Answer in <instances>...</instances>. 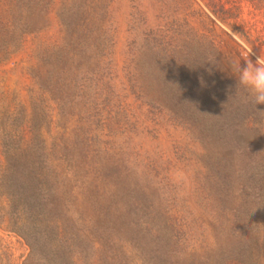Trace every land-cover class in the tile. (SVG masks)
<instances>
[{
  "label": "rangeland",
  "instance_id": "obj_1",
  "mask_svg": "<svg viewBox=\"0 0 264 264\" xmlns=\"http://www.w3.org/2000/svg\"><path fill=\"white\" fill-rule=\"evenodd\" d=\"M99 1L102 7L94 0H53L50 5L0 0V176L11 172L6 166L30 161L32 174L44 177L54 192L52 218L62 229L60 235L48 233L38 222L32 233L26 221L17 222L38 240L33 254L92 258L95 246L96 254L129 264L251 263L243 261L248 250L232 229L229 209L216 203L218 194L225 195L227 180L215 171L227 170L222 151L232 152L235 144L230 136L214 144L212 137L200 135L180 107L182 91L175 90L180 100L172 104L158 88L163 74H176L160 73L164 64L156 65L157 58L149 54L158 49L154 38L160 33L174 48V62L198 52L211 60V40L233 62H254L264 57V0H221L224 8H238L235 26L230 19L215 18L206 0ZM85 4L94 20L88 36L99 46L96 73L104 75L97 80L94 64L84 62L70 72L64 52L51 48L56 38L59 46L66 45L62 30L68 36L69 29H81L77 18ZM24 13L32 14L38 26L46 15L47 26L23 39L18 28ZM161 36L156 40L164 45ZM101 42L109 50L101 49ZM245 93L239 90L242 99ZM165 103L175 105L180 119L170 116ZM257 108L256 135L239 121L229 124L227 135L245 147L255 136L264 209V104ZM218 115L202 123L203 131L225 126L223 114ZM0 208L6 217H18L8 215L3 197ZM8 228L0 219V264H26L31 249ZM262 238L257 255L264 257ZM30 262L45 264L37 257Z\"/></svg>",
  "mask_w": 264,
  "mask_h": 264
},
{
  "label": "trees",
  "instance_id": "obj_2",
  "mask_svg": "<svg viewBox=\"0 0 264 264\" xmlns=\"http://www.w3.org/2000/svg\"><path fill=\"white\" fill-rule=\"evenodd\" d=\"M41 1L43 4L48 5L53 3V0ZM206 1V7L211 10L210 13L215 18L223 23H225L226 19H230L233 26L238 23L240 15L238 8H234V6L228 9L224 8L221 0ZM94 2L96 6L102 7L99 0H94ZM84 7L86 15L82 13ZM49 8L47 6V9ZM88 12L86 4L85 6L81 5L77 18V20H80L81 29L74 32L69 29L68 36L67 32L62 30V34L66 36V45L63 47L59 46L58 39L56 38L53 39L51 48L64 52L66 62L71 68L70 72L73 67L79 66L81 63L94 64L93 80H97L104 75L96 73V69L98 68L97 62H99L96 51L99 46L95 42L92 43L88 36L93 32L90 28L94 25L93 17L88 16ZM45 14H48V11ZM218 14L223 18L219 17ZM31 16L32 14L24 13L23 22H21V27L18 28L23 39L27 35L40 33L47 26L46 15L43 16L44 22H41L40 26H38V22L32 23ZM59 24L62 28L65 27L64 22L61 20ZM240 29L241 26L238 30L236 28L237 32L241 35ZM213 32L214 30H211L212 35ZM160 36L159 33L155 38L153 37L154 41H157L159 45L158 49L150 51L153 57L150 54L149 56L151 60L157 58L156 65L164 64V66L159 67L160 73L161 71H171L176 75L171 77L170 75L161 74L164 78V84L161 83V86H158V88L167 94L165 98L170 103L174 99L180 100L178 97L180 94L177 95L175 90L182 91L181 95L184 98L181 100V103L184 105L180 107H183V111L188 113L190 120L196 126L195 129L197 131L202 130L200 135L204 134L205 136L212 137L210 140L214 144L230 136L235 144V152L234 149L232 152H228V150L222 151L225 157L220 159L224 161V166H228L227 170L223 172L218 167V170L215 171V175L218 178H221L224 173L223 177L227 180L225 195L218 194L219 198L216 200V203L219 201L226 204L224 207L229 209L227 215L233 222L232 229L237 230L239 235L243 236L241 239L246 246V251L248 250V256L242 254L244 256L243 261L247 259L251 262L249 264H264V257L257 255L259 251L262 252L261 239H263L262 236L264 235V209H261L263 192L260 185L262 181L260 179V149L257 146L258 143L255 141V136L252 145L247 144L245 147L244 145H238L235 135H227L230 134L229 124L238 121L242 123L240 124L241 128L252 130V134L256 135V127L259 126L255 119L258 116V104L252 103L247 93H245L244 99L239 95V90H242V88L238 86L236 76L232 72L233 60L218 49L217 42L211 40L214 43H210V51H213L212 61L198 52L194 58L183 60L180 63L173 60L174 48L171 46L172 44L165 43L166 39L161 36V40L164 43V45H161V42L158 41ZM227 40L232 41L228 36ZM157 44H155V48ZM102 46L101 49L109 50L105 45ZM152 66V70L155 71L156 67ZM152 66H149L148 70ZM68 74L75 76L73 73ZM165 81L170 83H166ZM73 83L74 81L69 82L70 85ZM246 95H248V98ZM164 107L170 116H173L172 118L176 117V119H180V114L178 115L175 105L169 106L165 103ZM219 112L223 114L221 118H224L223 120L226 121L225 126L223 128H216L214 125H209L203 131L202 123L207 121L211 123L210 119L219 118ZM218 124H221V122ZM207 141L209 142V140ZM30 164H32L30 161H26L20 165H13L11 168L8 165L5 170L9 171L10 169L11 172L0 176V197H3V201L8 205V210L10 211L8 215H16L18 213V217H6L4 208H0V219L7 221L9 232L22 237L31 249L32 254L30 253L27 256L26 264H31V259L36 257L41 259L45 264H129L128 260L120 259L117 256L96 254L98 250L95 246H91L95 251V255L92 258H88V254L85 255V258L79 255L72 259L62 254H33L35 253V243L38 240L30 236V231L32 233L37 231L36 224L38 222L49 228L48 233L52 232L55 235H60L62 229L58 223L56 225L54 218H52L54 209L56 210V206L53 205L52 200L54 198V194L52 193L54 192L46 185L47 182L44 177L40 174L37 175V173L32 174L33 171L29 169ZM82 190L85 191L84 188ZM11 208L14 210L12 211ZM19 221H26V225L30 228V231L26 230V226H17V222ZM29 221L30 223H28Z\"/></svg>",
  "mask_w": 264,
  "mask_h": 264
},
{
  "label": "clouds",
  "instance_id": "obj_3",
  "mask_svg": "<svg viewBox=\"0 0 264 264\" xmlns=\"http://www.w3.org/2000/svg\"><path fill=\"white\" fill-rule=\"evenodd\" d=\"M244 61V66L239 60L232 63L237 84L248 92L252 103L264 104V57L257 56L254 62L249 58Z\"/></svg>",
  "mask_w": 264,
  "mask_h": 264
}]
</instances>
